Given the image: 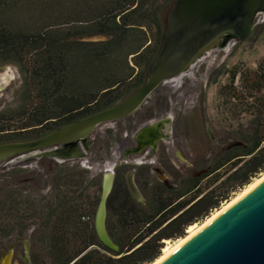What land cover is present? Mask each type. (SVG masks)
<instances>
[{
    "label": "trees",
    "instance_id": "1",
    "mask_svg": "<svg viewBox=\"0 0 264 264\" xmlns=\"http://www.w3.org/2000/svg\"><path fill=\"white\" fill-rule=\"evenodd\" d=\"M173 1L0 0V64H16L24 81L17 103L0 111V143L39 137L141 85ZM94 35L104 38L85 39ZM222 73L227 78L218 86L217 109L236 143L215 152L198 176H181L170 187L155 183L145 203L132 197L127 167L119 166L106 217L118 250L105 245L95 230L102 175L89 176L76 166L54 173L55 186L69 197L48 220L38 218L37 202L22 197V187L2 183L0 236L11 234L1 229L12 214L18 223L33 218L38 224L30 235L34 264L154 261L165 240L185 236L190 225L203 222L264 172V57L254 67L234 65ZM5 175L0 173V180ZM84 214L87 220L81 219Z\"/></svg>",
    "mask_w": 264,
    "mask_h": 264
},
{
    "label": "water",
    "instance_id": "2",
    "mask_svg": "<svg viewBox=\"0 0 264 264\" xmlns=\"http://www.w3.org/2000/svg\"><path fill=\"white\" fill-rule=\"evenodd\" d=\"M263 12L264 0H174L164 19L160 48L141 85L114 104L39 137L0 143V162L51 145H60V154L76 149L78 142L84 141L97 125L135 111L160 83L186 73L223 38L250 37L256 16ZM113 167L114 163L103 174L94 222L99 239L118 250L106 228ZM126 180L133 198L143 203L133 172L127 173ZM156 264H264V179Z\"/></svg>",
    "mask_w": 264,
    "mask_h": 264
},
{
    "label": "flooded vegetation",
    "instance_id": "3",
    "mask_svg": "<svg viewBox=\"0 0 264 264\" xmlns=\"http://www.w3.org/2000/svg\"><path fill=\"white\" fill-rule=\"evenodd\" d=\"M261 20H264V12L256 16L253 32L255 26ZM234 38L239 39L237 36H232L227 39L223 38L218 48L221 49ZM214 49L218 50L217 48ZM202 59L203 57L198 60V62ZM196 63L194 65H196ZM189 71H191V68L186 72ZM184 74L180 77L181 79L179 81H175L174 78H172L160 83L145 101L129 115L104 121L97 125L84 141L78 142L76 149L68 150V153L60 154L61 146L58 144L43 147L33 152H26L25 157H41L48 154L53 157L54 161L47 171L41 173L40 176L38 175L36 179L37 172L35 176L23 175L25 168H10L8 171L10 173V178L15 182L12 184L10 183L6 187L11 189L22 187L24 189V194H21V196L28 201L37 202L38 218L41 217L44 220H48L58 214L61 207H63L61 203L63 197H69V194L60 193L55 186L53 178L54 173L62 166H76L88 170L90 176L99 174L97 171H92L93 167L91 165L85 166L79 161L89 156V151L91 152L96 145L100 147V151H102V155L99 156L101 157L100 159L103 158V165L106 166L102 173V178L103 174L108 171V167L114 163L112 169L114 179L118 167L126 166L127 170L125 176H127L128 172H133L135 183L145 197L149 195L150 188L155 183H160L169 187L172 186L176 181H173V183L159 178L157 176V171H163V169L173 170L177 168L171 163L170 156L174 154L177 141H182L181 144L185 142L192 152H194V145H197V148L201 146L198 148V151L203 152L206 142L209 139L211 142L209 149L216 153L220 151V148L216 147L219 145L218 138L208 133L210 126L208 122L204 120L203 115H201V119L198 117L194 118L195 121H189V118L195 117L191 112L187 116L184 115L186 109L194 104L195 98L191 90V88H194L193 85L192 87L191 85L187 86V88L183 85L185 84L184 78L186 77ZM165 86L170 87L174 91L176 90L175 95L177 98L174 102H168L165 98L167 93L160 91V88ZM181 97L186 99L184 107L182 108L179 103V98ZM167 98H171V96ZM150 99H153V101L148 102ZM98 129L103 135H107L108 142L101 141L100 144H96L97 141H95V139L98 134ZM229 146H225L224 149ZM107 149L111 152L110 156L107 153ZM194 154L195 155L192 154L191 157L188 156L189 164L186 163L184 168L187 170L189 169L188 171H195L189 175L198 176L200 172L204 171L205 167L200 166L197 161L199 152ZM137 156H140V158L137 159ZM131 157H133V159L129 162ZM87 161L88 160H86V162ZM14 174H19V176H13ZM0 196H2V193H0ZM8 196L14 195L8 194ZM71 196H73V194H71ZM67 206L69 207V205H66V207ZM39 211L41 212L40 215ZM14 219L15 216L9 214L3 222L1 230L10 232L11 234L5 237L0 236V264H34L30 235L38 224L32 222L35 220L33 218L26 221L21 220L19 223ZM81 219L87 220L88 215L84 214Z\"/></svg>",
    "mask_w": 264,
    "mask_h": 264
},
{
    "label": "rangeland",
    "instance_id": "4",
    "mask_svg": "<svg viewBox=\"0 0 264 264\" xmlns=\"http://www.w3.org/2000/svg\"><path fill=\"white\" fill-rule=\"evenodd\" d=\"M85 39L100 40L102 39V37L91 36V37H86ZM216 48L218 50H215L213 48L210 51H208V53L204 54L203 59L200 62L196 63L194 67L192 66L193 68L191 67V71L186 72L184 74L186 77L184 78L185 84L183 85L186 88L187 86L191 85L192 87L193 85L194 88H191V90L193 92L192 94L195 96L194 104L186 109L184 115L187 116L190 112L191 114L195 115V117L189 118V121H195L194 118L197 117L201 119L202 117L201 115H203L204 120H206L210 126V130L208 133L218 138L219 145H217L216 147L220 148V151H222L225 146L227 145L229 146L230 144H235L237 141V136L234 133L233 129H228V127L224 125V123H222V118H221L222 116L217 109L218 86L220 83H223L227 78V75L225 73H222V70L228 69L234 65L254 67L264 57V20H261L255 26L253 34L247 39L239 40L234 38L231 39V41L221 49H219L218 46ZM4 73H7V77H5L6 79L2 81V88L0 89V111L17 103L16 96L22 90L24 83L23 74L16 64L13 63L0 64V76L4 75ZM180 79L181 78H174L175 81H179ZM160 89H161L160 91H164L167 93L165 98L168 100V102L169 101L174 102V100L177 98L175 95L176 90L174 91L168 86L161 87ZM168 96H171V98H167ZM151 101H153V99H150L148 102ZM185 102H186L185 98L182 97L179 98V103L181 108L184 107ZM97 133H98L97 135L95 134L96 135L95 141H97L96 144H100L101 141L108 142V137L106 134L103 135L99 129ZM208 141L206 142L203 152L198 151V148H200L201 146H198L197 148V145H194L193 148L194 152H192V150L189 147H187L185 142L184 144H181L182 141L180 140L177 141V146L174 149V154L170 155L171 163L175 165L177 168L173 170L163 169V171L156 170L157 176L169 182H173V181L177 182L181 178V176L195 172L194 170L188 171L189 169L188 170L185 169L184 165L186 163L189 164L188 158L191 157L192 154L195 155L194 153L196 152H199L197 158L199 165L202 167H210L215 152L209 149L211 142ZM100 150H101L100 147H97L96 145L94 146L91 152L89 151L88 154L89 156L78 160L81 162L82 165L85 166L91 165L93 167L92 171H97L99 172V174L102 175L106 166L103 165V158L100 159L101 158L100 156L102 155V151ZM107 153L109 156L111 155L109 149H107ZM25 156L8 158L7 160L0 162V173L6 174L4 178L0 180L1 181L0 184L3 183V185L7 186L10 183L12 184L15 182L10 178V173L8 172L9 169L12 167H15V169L17 167L25 168L23 175L27 174V175L35 176V173L37 172L38 174L35 177L36 179L38 175L40 176L41 173L46 172L47 169L52 165V162L54 161L53 157L48 154L43 155L41 157L38 156L25 157ZM138 158H140V156H137V159ZM132 159L133 157H131L129 162H131ZM86 160L88 161L86 162ZM201 173L202 172H200V174ZM13 176H19V174H14ZM142 195L144 197L143 203H145L146 197L144 194ZM168 240L169 243H172L176 239L175 240L168 239ZM165 245H166V241H164V246Z\"/></svg>",
    "mask_w": 264,
    "mask_h": 264
},
{
    "label": "bare ground",
    "instance_id": "5",
    "mask_svg": "<svg viewBox=\"0 0 264 264\" xmlns=\"http://www.w3.org/2000/svg\"><path fill=\"white\" fill-rule=\"evenodd\" d=\"M182 76V75H181ZM181 76L175 77L180 78ZM7 73H4V75L0 76V82H2L4 79H6ZM264 179V172L261 173L260 176L254 178L249 184H247L243 189H241L234 197H232L230 200L224 202L220 208L216 209L209 215L203 222L201 223H194L190 225L187 229V233L185 236L180 237L176 239L174 242L169 243V240L166 241V245L162 248V253L152 262L148 264H156L164 255L172 251L173 249L180 246L182 243H184L188 238H190L194 233H196L200 228H202L206 223H208L212 218H214L218 213H220L223 209L230 206L231 204L238 201L241 197L246 195L248 192L253 190V188L258 184L260 181Z\"/></svg>",
    "mask_w": 264,
    "mask_h": 264
}]
</instances>
